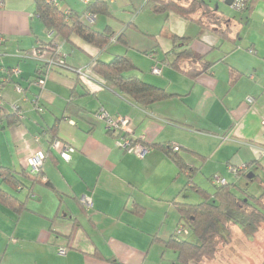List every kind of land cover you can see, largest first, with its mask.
<instances>
[{"label": "crops", "instance_id": "0c3cea01", "mask_svg": "<svg viewBox=\"0 0 264 264\" xmlns=\"http://www.w3.org/2000/svg\"><path fill=\"white\" fill-rule=\"evenodd\" d=\"M55 1L64 11L81 13L94 0ZM105 1L107 13L82 19L95 31L109 28L115 37L123 36L127 45L112 41L98 50L73 36L72 43H62L66 63L89 69L94 59L107 62L125 55L141 79L176 96L139 105L90 70L87 79L68 69L53 71L40 86L37 62L16 51L29 53L53 35L49 37L34 13L35 0H5L0 8V166L27 169L26 159L42 151L43 181L53 189L37 184L28 197L24 190L22 198L16 193L25 200L26 209L19 213L0 205V264H174L175 253L164 245L178 225L173 200L192 203L185 196L197 194L192 184L208 189L199 186L194 175L188 182L189 170L179 171L163 145H178L176 154L199 170L190 157L204 158L208 152L191 144L192 138L219 141L218 133L224 132L221 142H227L209 152L219 154L218 163H224L217 171L221 177L244 186L253 168L264 169V24L242 34L241 23L218 11L217 3L224 0H174L183 6L192 1L208 4L197 9L194 19L154 13L143 8L145 0ZM251 1L248 12L254 9ZM134 3L140 5L137 11ZM130 30L135 37L127 34ZM170 35L179 41L173 43ZM188 47L202 58L183 60L179 68H204L195 80L170 66L173 53ZM73 54L81 57L68 58ZM154 65L161 67L158 78L151 73ZM14 67L17 75L10 71ZM99 109L126 118L127 137L150 150L142 157L124 150L121 132L107 130L96 116ZM52 128L53 140L74 148L68 160L52 146ZM229 133L233 138L227 140ZM240 140L246 142L242 148L235 145ZM253 161L259 166L255 163L237 176L232 172ZM213 173L207 175L209 180ZM59 247L66 253L58 254Z\"/></svg>", "mask_w": 264, "mask_h": 264}, {"label": "trees", "instance_id": "16d2710c", "mask_svg": "<svg viewBox=\"0 0 264 264\" xmlns=\"http://www.w3.org/2000/svg\"><path fill=\"white\" fill-rule=\"evenodd\" d=\"M254 1L256 0H252L250 5L251 3L253 5ZM199 7L208 8V4L192 1L190 4L183 6L174 0H145L143 5V8L157 14L174 13L182 18L192 19H194L193 17ZM34 13L44 25L47 33L52 32L51 36L53 35L52 37L49 35L50 40L44 44L72 43L71 38L75 36L98 50L106 48L112 41L119 42L124 46L127 45L123 36L115 37L116 35L109 28L95 31L88 22L82 19L86 14L107 13V2L105 0L88 2L81 13L60 9L55 0H35ZM194 22H197V20H194ZM57 36L62 38L63 41L54 38ZM169 37L173 43L179 41V38L175 35ZM181 40L186 43L188 39L182 37ZM201 58L202 56H196L188 47L173 53L170 66L195 80L198 75L204 72V68L182 71L179 68V63L183 60L200 61ZM90 63L91 72L102 80L105 85L117 89L136 104L149 105L176 96L159 86L142 80L136 74L137 68L135 65L125 55H114L107 62L94 59ZM37 64L39 66V78L46 74V65L42 62H37ZM60 69L52 67L49 72ZM230 81L233 83L235 78L231 76ZM49 131L53 132L52 141V138L55 137V129L52 128ZM132 142L138 143L139 141ZM157 145L151 146L157 147ZM162 148L175 161L179 171L189 170L187 176L188 182H191L194 173L198 169L187 166L175 151L173 153L171 144H165ZM255 163L259 166L258 161L244 164L243 168L236 171V176ZM261 171L264 173V169H261ZM252 176L249 181L257 180L262 190L257 196L249 194L244 186L226 181L224 184L214 185L213 193L192 184L190 188L202 198L199 203H179L173 200L179 216L178 225L187 228L188 234H186L191 237L190 240L183 239L180 237L182 234H175L174 232L165 241V249L172 250L176 255L174 264H199L203 261L213 260L220 244H227L232 239L231 228L234 225L240 227L241 232L247 239L253 238L260 226L264 224V176L261 178L255 173ZM43 178L44 175L41 170L32 173L29 169L14 171L0 166V205L4 208H10L16 213L21 212L24 208L26 209L25 200L19 199L16 193L24 190L26 197H28L37 184L53 189L52 184L48 180L43 181ZM138 209L142 211L141 208Z\"/></svg>", "mask_w": 264, "mask_h": 264}, {"label": "rangeland", "instance_id": "374dc122", "mask_svg": "<svg viewBox=\"0 0 264 264\" xmlns=\"http://www.w3.org/2000/svg\"><path fill=\"white\" fill-rule=\"evenodd\" d=\"M254 3H255L254 9L252 10V12H248V10H246V8L245 9H237L234 6H231V5L229 6V5H227L221 1L218 2L217 4L219 6L218 11H221L224 14V16L232 17L235 20H237L239 23H241L242 26H244V30L242 32V34H244L248 28H251L252 30L257 31L264 24V0H256V1H254ZM134 5L136 6V8H137L136 11H137L140 5L136 4V3H134ZM214 6H215V4H214ZM136 11H134V12H136ZM148 15H151V14H148ZM212 19H213V16L212 15L209 16V20H212ZM130 33H132V35H134L133 37L136 36V34L134 32H131V30L127 32V34H130ZM140 36L142 37V39H145L144 36H142V35H140ZM67 45H69V44H67ZM116 47H118V46H116ZM32 49H31L30 53L32 52ZM73 51L77 53V50L73 49ZM22 52L24 53V50H21V51L17 50L16 54L19 53V56H20V53H22ZM62 52L64 53L63 50H62ZM79 57H81V56H76L75 54H73V55L69 56L68 58L79 59ZM142 57H144V56H142ZM28 59H30V58H28ZM83 67H85V65L81 66L80 68H83ZM77 68H79V67H77ZM88 70L92 71L91 68H89ZM152 75H153V73H152ZM154 76L158 78L157 74H154ZM142 80H144V79H142ZM147 82H149V81H147ZM151 84H153V83H151ZM221 134H224V132L218 133L219 141H217L216 139H211V138H206V137H201V136L194 137L191 140V144L197 143V147H200V148L206 150L205 152H208V153H204V155H206L204 158L203 157L201 158L199 156H197V158L191 156L190 160H191V164H196V166L199 167V170L194 174V178H196L197 184L199 186L207 188L209 193H213L214 185L209 180V178H207V175L210 173H213V172L222 171V169H224V163L221 162L219 164L217 161V156L219 154L218 155L215 154V156H210V153H209L212 150H215L216 146H218V143L224 144L227 142L224 140H223V142H221V140L223 138V136H221ZM226 138H227V140L232 139L233 138L232 133H229ZM234 138L237 140L239 137L236 136ZM239 142L241 144H235V145H238V147H241V148L244 146V144H246V142L242 141V140H240ZM250 143L252 145H255L252 142H250ZM236 151H239L238 148H235V152ZM252 172L257 174L261 178L264 176L263 171L258 170L257 168H253ZM214 174L219 175L218 172L213 173L212 175H214ZM242 187H243V185H242ZM244 187L247 188V192L251 195L257 196L262 192L261 187H260L259 183L257 182V180L250 181L247 185L244 184ZM236 193L239 194L238 191H236ZM17 196L19 198H22L23 193L17 192ZM185 196L187 198H189L190 200H193L192 202L199 203L202 200V198L198 194H194L192 192H185ZM234 226L238 227L240 229V227L238 225H234ZM234 226H232V228H231L232 229V239L230 240V242L227 244H224V243L220 244L218 251L216 253V256L213 260L203 261L199 264H264V224H262L260 226V228L254 234L252 239H247L244 236V234L242 232H238ZM234 230L237 232H235ZM187 234H182L180 237L183 239L190 240L191 237L187 236ZM168 250H170V249H168Z\"/></svg>", "mask_w": 264, "mask_h": 264}, {"label": "built area", "instance_id": "2783aa9c", "mask_svg": "<svg viewBox=\"0 0 264 264\" xmlns=\"http://www.w3.org/2000/svg\"><path fill=\"white\" fill-rule=\"evenodd\" d=\"M5 0H0V8L3 7ZM86 1V0H82ZM249 0H231V6H234L237 9H245L247 7ZM90 20L91 17H88ZM51 33L49 35L51 36ZM250 53H253L254 51L252 49L249 50ZM21 58H32L33 60L37 62H42L46 65V74H43L41 77L37 78V83L40 86H44L45 81H46V76L48 73H50L49 69L52 67H58L61 69H68L79 77L83 78H89L88 74V68H77V67H72L66 64L65 62V54L62 52V44H44L40 43L36 47L32 49V52L30 53H21L20 54ZM10 71L17 75L19 73V69L17 67L11 68ZM151 73L160 75L161 74V67L158 65H154L151 68ZM7 81V79H5ZM16 90L20 92V87L16 86ZM249 102H251V99H248ZM13 110L15 111V114L20 116V111L17 106H13ZM96 116L98 118H101L105 121V125L107 130H118L121 132V143L120 145L123 147L124 150H127L129 152L135 153L138 157H142L145 153H147L150 148L143 145V144H134L131 142L129 137H127V133L129 132L128 129V120L124 117L121 116H111L109 115L105 110L99 109L96 112ZM52 146L58 150L60 157L64 160H68L70 153L73 152L74 148L68 145L67 143H64L58 139L53 140ZM171 148L173 151H178L179 146L178 145H171ZM45 159V155L42 151H36L35 153L31 154L25 161L26 163V168L29 169L32 173H37L41 170L43 162ZM244 165L232 169V172L236 174V171L238 169L243 168ZM210 181L213 183V185H220L224 184L226 180L221 177L220 175L214 174L210 177ZM81 202L86 206L89 204V201L85 198H81ZM175 234H186L187 233V228H184L181 225H177L175 229ZM66 248L59 247L57 249V253L60 255H63L66 253Z\"/></svg>", "mask_w": 264, "mask_h": 264}, {"label": "water", "instance_id": "95a60500", "mask_svg": "<svg viewBox=\"0 0 264 264\" xmlns=\"http://www.w3.org/2000/svg\"><path fill=\"white\" fill-rule=\"evenodd\" d=\"M224 2H225V4H227V5H231V0H224Z\"/></svg>", "mask_w": 264, "mask_h": 264}]
</instances>
